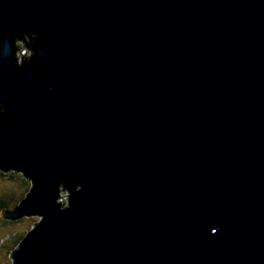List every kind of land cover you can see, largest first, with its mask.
<instances>
[{"label": "water", "instance_id": "1", "mask_svg": "<svg viewBox=\"0 0 264 264\" xmlns=\"http://www.w3.org/2000/svg\"><path fill=\"white\" fill-rule=\"evenodd\" d=\"M0 171L12 264H264V0H0Z\"/></svg>", "mask_w": 264, "mask_h": 264}, {"label": "rangeland", "instance_id": "2", "mask_svg": "<svg viewBox=\"0 0 264 264\" xmlns=\"http://www.w3.org/2000/svg\"><path fill=\"white\" fill-rule=\"evenodd\" d=\"M16 46H20L21 49V51L16 54L17 63L22 64V60L26 57H29L31 54L27 50V48L20 45L19 42H16ZM25 180L23 179V181ZM26 181L28 183L25 184V187H23V183H21L22 181H10L7 179H3L0 176V200H6L7 197H11V200L6 201V203L8 204V209H14L30 190L29 186L31 188V183L29 180ZM15 188L16 193L14 196H12L13 190ZM67 196L68 192H60L59 201L66 203ZM38 221V218H30L24 219L19 224H7V227L0 224V264H12L13 260L11 258V253L13 252V250H16L21 239L26 235L28 230L32 229L33 225Z\"/></svg>", "mask_w": 264, "mask_h": 264}, {"label": "trees", "instance_id": "3", "mask_svg": "<svg viewBox=\"0 0 264 264\" xmlns=\"http://www.w3.org/2000/svg\"><path fill=\"white\" fill-rule=\"evenodd\" d=\"M36 37L34 36V35H32V34H30L29 36L28 35H22V36H20V38H18V42L20 43V45H22V46H24V47H26V48H28L29 50L30 49H32V41L35 39ZM0 176L3 178V179H7V180H10V181H22L21 183H23V187H25V184H27L28 182L26 181V180H28V179H26L25 177H23L21 174H18V173H15V172H9V173H3V172H1L0 171ZM25 180V181H23V179ZM16 188H18V187H16ZM16 188L13 190V195L12 196H14L15 195V193H16ZM29 189H30V186H29ZM7 200H11V197H7L6 198V200H3V199H1L0 200V215H1V212H2V210H4V209H7V210H10V209H8V204L6 203V201ZM21 221H19V222H7V221H3L2 219H1V217H0V224L2 225V226H6L7 227V224H19Z\"/></svg>", "mask_w": 264, "mask_h": 264}, {"label": "clouds", "instance_id": "4", "mask_svg": "<svg viewBox=\"0 0 264 264\" xmlns=\"http://www.w3.org/2000/svg\"><path fill=\"white\" fill-rule=\"evenodd\" d=\"M28 50V49H27ZM29 51V50H28ZM30 52V51H29ZM30 54H31V52H30Z\"/></svg>", "mask_w": 264, "mask_h": 264}]
</instances>
